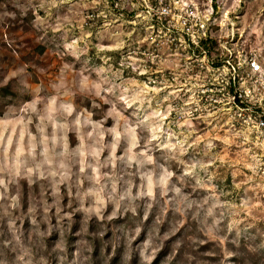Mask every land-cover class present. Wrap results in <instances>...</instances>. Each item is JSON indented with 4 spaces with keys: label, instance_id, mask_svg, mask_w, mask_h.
<instances>
[{
    "label": "rangeland",
    "instance_id": "rangeland-1",
    "mask_svg": "<svg viewBox=\"0 0 264 264\" xmlns=\"http://www.w3.org/2000/svg\"><path fill=\"white\" fill-rule=\"evenodd\" d=\"M162 1L0 0V264H264V0Z\"/></svg>",
    "mask_w": 264,
    "mask_h": 264
},
{
    "label": "built area",
    "instance_id": "built-area-1",
    "mask_svg": "<svg viewBox=\"0 0 264 264\" xmlns=\"http://www.w3.org/2000/svg\"><path fill=\"white\" fill-rule=\"evenodd\" d=\"M160 8H161V14L162 15H167L170 12V8L167 5L166 2L163 3L162 0H160ZM163 4V5H162ZM205 37H201L198 35L197 41L198 43L201 42L202 39H205ZM192 43H194L195 45H197V42L195 40H191ZM201 44V43H200ZM204 52L207 51L205 49H202ZM248 70L255 75V80H259V77L264 78V70L262 65L260 64V61L255 57V56H251L248 61ZM236 77L233 76V79L230 78L229 82H228V86H229V97L231 98V101L237 105H243V103L246 100V95L248 94V92L250 91V89L248 87L239 89L236 87ZM260 123V127L264 129V120L260 119L258 120Z\"/></svg>",
    "mask_w": 264,
    "mask_h": 264
},
{
    "label": "trees",
    "instance_id": "trees-1",
    "mask_svg": "<svg viewBox=\"0 0 264 264\" xmlns=\"http://www.w3.org/2000/svg\"><path fill=\"white\" fill-rule=\"evenodd\" d=\"M209 41V39L208 38H205V39H202L201 40V45L204 47H208V42ZM9 88H8V86H4V87H2L1 88V95L2 96H4V97H7L8 96V93H9V90H8Z\"/></svg>",
    "mask_w": 264,
    "mask_h": 264
},
{
    "label": "clouds",
    "instance_id": "clouds-1",
    "mask_svg": "<svg viewBox=\"0 0 264 264\" xmlns=\"http://www.w3.org/2000/svg\"><path fill=\"white\" fill-rule=\"evenodd\" d=\"M3 198V196H2V194H0V199H2ZM148 208L150 209L151 208V204H149L148 205ZM138 230V229H137ZM22 258V257H21Z\"/></svg>",
    "mask_w": 264,
    "mask_h": 264
}]
</instances>
